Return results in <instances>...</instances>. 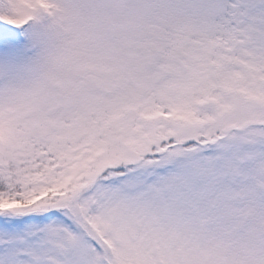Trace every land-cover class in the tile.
Returning a JSON list of instances; mask_svg holds the SVG:
<instances>
[{"label":"snow or ice","instance_id":"6c2138e0","mask_svg":"<svg viewBox=\"0 0 264 264\" xmlns=\"http://www.w3.org/2000/svg\"><path fill=\"white\" fill-rule=\"evenodd\" d=\"M0 264H264V0H0Z\"/></svg>","mask_w":264,"mask_h":264}]
</instances>
